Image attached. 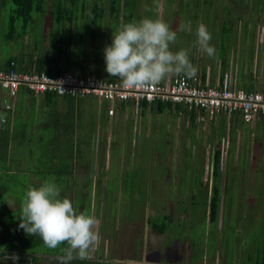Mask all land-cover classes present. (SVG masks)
Instances as JSON below:
<instances>
[{
  "label": "rangeland",
  "instance_id": "obj_1",
  "mask_svg": "<svg viewBox=\"0 0 264 264\" xmlns=\"http://www.w3.org/2000/svg\"><path fill=\"white\" fill-rule=\"evenodd\" d=\"M119 2V17L123 16L125 3L128 9L133 5L134 14H139L140 18H146L143 14L148 11L150 15L147 18L161 16L177 33V51L186 47L198 51L193 46L196 39L189 42L186 31L180 30L182 25L195 27L197 22L204 24L211 33V44L217 48L219 57L224 55L223 51L227 53V46L234 43V56H229L245 68H251L256 56L261 54L263 73L262 78L257 79V88H264L263 42V49L259 48V38L264 39V0H160L159 13L154 11L155 0ZM12 8L10 1L0 4L2 58L14 54L34 59L42 54V50L52 56L50 33L59 29L61 24L66 27L69 14L75 18L76 26L82 21L81 27L86 24L88 27L85 28L89 29L92 10H101V18H113L109 0H42L40 10L31 11L30 20L23 28L22 19L10 22ZM58 8H63L66 13L62 23H58L55 17ZM94 17L99 18V15ZM73 28L72 31L75 30ZM85 28L82 27L83 30ZM12 32L14 34L10 37ZM69 39L71 48L77 50L80 45L74 43V38ZM62 49L67 52L66 48ZM200 55L196 58L199 63H204L207 57L203 53ZM213 64L215 66V59ZM232 76L237 78L236 73ZM241 88L247 89L246 86ZM7 102L3 94L0 113ZM79 103L78 109L74 103L67 106L69 113H78L80 125H86L84 120L88 118L87 127H90L87 130L90 137L83 145L80 142L76 149L78 158L85 160L80 177L73 173L69 177L66 173H57L63 162H53L54 166L40 163L39 149L45 134L39 125L38 129L34 126L30 116L24 114L22 118H27V121L22 120L10 128L13 144L6 147L7 161L0 159V264H13L11 259L6 260V256L13 254L19 258L16 264H61L60 257L64 255L66 245H61L54 253L45 252L49 249L44 247L40 237L30 236L19 228L24 192L29 187L41 186L45 180H53L61 188V198L70 199L78 213L94 215L98 219L96 231L99 242L90 251L88 259L93 264H187L191 255L190 243L186 242L199 240V232L207 235L202 236L204 254L194 255L196 264H259L264 245L263 121L227 119L220 115L210 119L201 114V121L194 123L190 120L191 114H187L185 118L189 119L181 125L179 122L181 119L184 122V117H177L174 109L171 115V110L166 108L151 121L154 138H147L144 133L141 137L137 125L122 121L120 127L123 126V134L129 140L125 139L124 146H117L119 142L115 139L106 145L100 135L101 126L95 120L98 117L101 124L106 125L104 114L109 103L98 99H84ZM22 105L19 98L18 107ZM34 106L32 102L30 111ZM37 106L45 113L57 108L56 104L44 102ZM64 107V103L59 105V109ZM75 118L73 115V120ZM120 127L118 132H122ZM2 128L0 137L3 136ZM24 140L26 142L22 146L33 147L39 153L37 159L35 156L32 160L23 158L26 154L20 143ZM59 149H56L58 157L69 158ZM216 151H219L218 160ZM107 155L110 156L109 161L105 159ZM119 155L123 159L121 173L116 170ZM23 166L29 168L25 170ZM102 166L106 170L99 172ZM216 168L219 170L217 174L214 172ZM150 180L153 183H148ZM73 182L78 184L75 190ZM213 187L217 190V215L211 221ZM161 221L168 222L164 233H158L149 226L151 222ZM194 223L203 226L197 225L196 228ZM199 250L196 248V253ZM189 262L194 264L191 260ZM70 264L74 263L71 261Z\"/></svg>",
  "mask_w": 264,
  "mask_h": 264
},
{
  "label": "crops",
  "instance_id": "obj_2",
  "mask_svg": "<svg viewBox=\"0 0 264 264\" xmlns=\"http://www.w3.org/2000/svg\"><path fill=\"white\" fill-rule=\"evenodd\" d=\"M131 3H134V2H131ZM125 4L126 5H123V11L121 10L123 12L122 13L123 16H121V17L118 16V13L120 11L118 9L117 13L113 14V18L112 17L101 18L102 13L98 14L99 18L96 17V19H94L95 17L94 18L92 17V20H90V18H89V20H90L89 25L91 26L90 29L85 28V27H88V25L84 24V26H82V27H84L85 29L83 30L81 27L82 21L79 24H77V26H76L75 18L71 23H68V21H67L66 27H65V25L62 24L65 27V29L67 28L66 30H68V28L71 27V28H69L72 32V34L70 35V38L72 40L74 38V40H73L74 43L77 42L80 46L77 47V50L72 49L71 48L72 42L69 41L70 40L69 39L67 42L65 41L63 43V47H65L66 44L69 45V47L66 48L67 54L69 57H66V56L61 57L60 55H59V57H55V55L58 54V52L55 51V55H54V52L52 50H51L52 56L48 55V51L43 53L44 50H42L43 56L45 57V59L47 58L46 59L47 61L51 60V62H53V63H55V60H58L59 65L61 64V66H62L61 72L67 71V72H71V73L85 74V73H89V72L93 71L97 75H99L103 78L116 79L114 77H110L109 74L105 71L106 63L104 60V49L106 46L111 45L112 34L120 25L132 22L134 20L139 21L140 19H142V18H140L139 14H134L133 7H132L133 5H131L129 7L130 9L128 10L127 9V3H125ZM131 7H132V9H131ZM118 8H119V6H118ZM126 10H127V15L129 17H126ZM143 15H146L148 17L150 15V11L144 12ZM155 17L161 18V16H159V15H157ZM155 17L152 16V19H155ZM196 25L198 26L197 22L195 23V27H193L190 24L191 32L185 33L188 36L187 40L189 42L191 40L196 39V35L194 33L196 31V28H197ZM73 26H74V28H73ZM72 28L75 30L72 31ZM60 29H61V27H60ZM193 33H194V36L192 37ZM212 39H213V37H212ZM262 42L264 44V39H262V37H260L259 38V43H260L259 48H262ZM170 49L173 52L177 51L175 44L170 45ZM183 49L189 50L190 60L197 67V69H198L197 74H199L201 76L203 81H209V83H215L217 81V79L224 72H227L231 75L232 80L235 82V84L238 88L246 86L247 89H245V90L264 89V88H260V87L257 88L258 87L257 86V79L259 77H261L262 73H263L262 66L260 65V63L262 62L261 54L256 56V60L253 62L254 64L251 68H249L248 66H247V68H245L244 65H242L240 62H237L235 58L232 59L230 57L234 54V51H233L234 50V43H231L229 46H227V53L225 51H223L224 55L221 57L218 56L217 50L215 52V57L209 58V57L205 56L207 58H206V61L204 63L198 62V58H196V57H197V55H199L201 57V55L193 47L192 48L186 47ZM258 50H260V49H258ZM42 54H40V55H42ZM15 56H17V55H15ZM19 57H22V56H19ZM23 57L26 60L30 59L26 55H23ZM214 59L216 62L215 66L213 64ZM2 60H4V59L0 56V61H2ZM47 61L45 62V66H47V64H48ZM43 70H46V69H43ZM57 70H58L57 68H55L54 66H51V69L48 72H55L56 73ZM232 73H234V74L236 73V75H237L236 79L232 76ZM173 76L174 75L169 76V77H173ZM241 89H243V88H241ZM20 94L17 96L16 100L13 102V105H14L13 106L14 109H12L13 112H11L10 110H5L4 108H3V110L1 109V113L5 114L7 117V122L3 124L2 129L4 130L5 125H6L9 132L3 135L5 137L4 139L0 140V142L7 141L8 143H0V144H3L4 146L6 145V147H9L11 144H13V142H12L13 141V134H11L10 128L13 124H20L21 122H23L25 120L27 121V118H24V120L22 118V116L24 114H26L33 119L32 123L34 124L35 127L38 125L40 126V128H41V126L45 127V129L42 130L45 134V140L41 144L42 150L44 149V153L42 154V159H43L42 161H50L51 163L63 162L62 168L60 170L63 169L64 172L68 174V177L70 176V174L72 175V173H73V175L78 174V177H80L79 174H80V171H82L81 168H83V170L85 168V164H84L85 160H84V158H78L76 149L78 147H80V145H79L80 142L83 145V142L90 137L91 133H89L87 131V130H89L90 127L89 128L87 127L88 126V124H87L88 118L87 119L85 118L86 120H84V123H86V125H83V126L80 125L78 123L79 122L78 113H75V112L69 113L67 104L74 103L77 106L75 109H78V107L80 105L79 101L81 102L86 98L70 99V98L65 97V96H58V95H54V94L35 95V94L29 93V92H22ZM19 98H21L23 101V105L21 108L18 107ZM92 100H94V99H92ZM32 102L35 104V106L33 107L32 111H30V105ZM40 102L48 103L50 105L56 104L57 108L56 109L51 108L47 111L49 113H45L42 111L41 107L39 109L37 106ZM61 103H64L65 107L62 109H59V105ZM15 107H17V109ZM109 107H111L110 104H109V106L106 105V110H105V114H104V117L106 120V125H102L100 122L101 119H99L98 117L95 121H98L99 126H101L99 129H100V135H101V137H103V143L105 142L106 145H108L110 143V141H113L115 139L116 141L118 140V142H119V144L117 146H119V145L124 146L125 145V142H124L125 139L129 140L128 136H125L123 134V131H124L123 126L120 127V124H122V121H124V122H126L132 126H135V127L137 125V128H138L137 131L140 133L141 137H142V133H144L145 137L154 138L152 135L153 125H152L151 121H152V119L155 120L157 115L162 114L163 113L162 111L164 109H166V107L163 109H159L156 104H154V105L142 104V106L138 109L139 111L137 110L138 112H136L133 105H131L129 103H121L119 105L113 106L114 113H113V115L110 116L107 114V109ZM168 109H169V111L171 110V112H169V113L172 115L174 108L170 107V108H167V110ZM86 114H87V112H86ZM73 115L76 117L74 120H73ZM165 116H166V118H168V116L166 114H165ZM199 116H201V114L198 115V114L194 113L193 120L191 118H190V120L193 121L194 123L201 121L199 119ZM177 117H180V118L184 117V122H182V119L180 120L181 122H179L181 125H183V123H185L187 121V119H189L187 117L185 118V116H180V115H178ZM119 127L122 128V132H118L117 129H119ZM112 130L114 132H111ZM132 132H134V129L132 130ZM9 142H12V143H9ZM131 142H133V140H131ZM22 144L23 143H20V145H22ZM58 147H60V149L63 152H65L67 155H69V158H61L62 156L58 157L56 155ZM9 154H10V150H8V156H9ZM6 156L3 158V161H7ZM109 157L110 156L107 155V157H105V159L107 161H109ZM116 162H117L116 170L118 171V173L123 172L122 156L119 155ZM102 164H103V160H102V162L100 161L99 165L101 166ZM52 166H54V165H52ZM74 169L77 170L76 173H75ZM104 170H106V168L103 169V166H102L99 169V172L104 171ZM51 173H53V172H51ZM57 173H60V172H57ZM150 173H151V171H150ZM152 174H154V173H152ZM151 182H152L151 180L148 181V183H151ZM75 187L77 188L78 184H76V182H73L72 188H74V190H75ZM70 188H71V185H70ZM214 189H216V187H213V191H214ZM144 201L145 200H142V202H144ZM140 202H141V200H140ZM210 206H211V200H210ZM216 215H217V213H216ZM216 215H215V218H216ZM165 219H168V217L165 216ZM210 220L212 221L211 218H210ZM196 226L202 227L203 225L201 224V226H199V224L194 223L193 227H196ZM165 231H166V229L164 230V232ZM199 233L201 234L200 235L201 237L199 240H193L191 242H186L187 244L190 243L189 248H188L190 250V255H191L189 258V261L191 260L192 262H193L195 254H199L200 256H202L205 252L202 249L201 245L203 244V241H204V238H202V236L207 235V233H205V232H199ZM196 248L200 249L199 253H196ZM185 249H187V247ZM202 250H203V252H202ZM263 252H264V245H263V251L260 253V258L262 256ZM189 261L187 262V264H192ZM193 263L196 264L195 262H193Z\"/></svg>",
  "mask_w": 264,
  "mask_h": 264
},
{
  "label": "clouds",
  "instance_id": "obj_3",
  "mask_svg": "<svg viewBox=\"0 0 264 264\" xmlns=\"http://www.w3.org/2000/svg\"><path fill=\"white\" fill-rule=\"evenodd\" d=\"M160 8V0H155L154 11L159 13ZM180 30L191 32V26L182 25ZM195 35L193 46L198 52L214 57L216 49L207 27L198 24ZM176 41V31L160 18L146 17L122 24L113 32L111 45L104 49L105 71L120 82V87L129 90L151 88L172 75L195 78L198 69L190 60L189 50L170 49ZM6 122V115L0 113V123ZM20 208L19 228L26 234L40 237L50 250L66 245L61 264L90 258V251L99 242V221L94 215L78 213L70 199L61 198V188L53 180L29 187ZM7 259L16 264L19 258L13 254Z\"/></svg>",
  "mask_w": 264,
  "mask_h": 264
},
{
  "label": "built area",
  "instance_id": "obj_4",
  "mask_svg": "<svg viewBox=\"0 0 264 264\" xmlns=\"http://www.w3.org/2000/svg\"><path fill=\"white\" fill-rule=\"evenodd\" d=\"M22 91L35 95L54 94L70 99H98L111 105L107 109L110 116L114 113L113 106L121 103L133 105L136 112L142 104L169 103L180 116L193 112L210 119L220 115L227 119L264 121V89L238 88L227 72L215 83L203 81L199 74L195 78L174 75L151 88L129 90L120 87L117 79H106L93 71L82 74L22 70L11 60L0 67V97L4 94L14 99ZM3 108L13 109L9 101ZM3 124L0 123V127Z\"/></svg>",
  "mask_w": 264,
  "mask_h": 264
},
{
  "label": "trees",
  "instance_id": "obj_5",
  "mask_svg": "<svg viewBox=\"0 0 264 264\" xmlns=\"http://www.w3.org/2000/svg\"><path fill=\"white\" fill-rule=\"evenodd\" d=\"M6 1H10L13 4V8L11 9L12 14L10 16V18H11L10 22L13 23L16 19H22L23 20V25H22L23 28L24 27L26 28V25L28 24V22L30 20L29 15H30L31 11L40 10V5L42 3V0H0V4L4 5L6 3ZM119 3H120L119 0H109V10H110L111 14H116L117 13ZM101 13H102L101 10H99V11H97L96 9L92 10V17L94 18V15L101 14ZM65 16H66V13H65L64 9L63 8H58L57 15L55 16L57 21H58V23H62L63 18ZM126 17H129L127 15V10H126ZM73 20H74V17H73L72 14L67 15L68 23H71ZM60 27H61V29H60ZM11 28H14V27L11 26ZM69 28H68V30H66L67 28L65 29V27L61 24V25H59V29H56V30L52 31L50 33V36H49V46H50L51 50L53 52L57 51L60 55L64 54V56H66V57H69V56H68L67 52L63 51L62 48H68L69 47L68 44H66V46L63 47V43L65 41L67 42L69 40V38H70V35H71ZM13 34L14 33L12 32V34H10L9 36L12 37ZM69 41H71V40H69ZM3 59L4 60L0 61V63L2 62L0 64V67L7 65L11 60H14L20 66V68L22 70L29 69V70L41 71L43 69H46V71L48 72V71H50L51 66H54L55 68L58 69L56 71L57 73H61V71H62V69H61L62 66H61V64L59 65L58 60H55V63H53V62H51V60L47 61L46 60L47 58L45 59V57L43 55L42 56L39 55L38 57H36L34 59L30 58L29 60H26V59H24L23 56L22 57H17V56H15L13 54V55H10V56L5 57V58L3 57ZM45 60L48 62L47 66H45V62H46ZM22 92H24V91H22ZM22 92H20V93H22ZM6 98L12 104V107H13L14 106L13 102L16 100L17 97L14 98V99H11V98H8V97H6ZM157 107L159 109H163L165 107L166 108H170L172 106L169 103H159L157 105ZM10 111H12V110H10ZM193 116H194V113L192 112L191 113L192 119H193ZM36 127H37V129L39 128L38 126H36ZM41 129H45V127L41 126ZM8 132H9V130H8L7 126L5 125V128H4L3 132L1 131V133H2V135H4V134H6ZM4 138H5L4 136H1L0 140L4 139ZM22 139H26V138H24V136H22ZM31 139H33V138H31ZM25 142H26L25 140L22 141V143H25ZM0 147H1L0 159L3 160V158L6 156V152H7L6 151V145L4 146L3 144H0ZM20 147H22V149H24V153L26 154V156H23V158L25 160H32L34 158V156H35L34 159H37L38 155L40 153V156H41V160H40L41 162L39 161L40 163L44 162L42 164L43 165L46 164V166L47 165H49V166L54 165V163H51L50 161H42L43 160L42 159V154L44 152V149L42 150V148H40L39 149V153H36L35 149L33 147H31V146H29V147L26 146L24 148L21 145ZM32 153H34V154H32ZM215 156H216V160H218L217 158L219 156V151H216ZM34 163H37V162H34ZM40 163H38V165H40ZM28 168L29 167H27V166H23V169H25V170L28 169ZM214 172H215V174L218 173L217 168L215 169ZM63 173H65L64 170L63 169L60 170L59 174H63ZM215 191H217V190L214 189V195L212 196L211 206H210V218L212 220L215 219V215L217 213V196L215 195ZM149 226L153 230H155L156 232L163 233L164 230L167 229L168 223L165 224V222H163V221L158 222V223L151 222L149 224ZM45 252L54 253L56 251L49 249V250H47ZM259 262H260L259 264H263V262H264V252L262 253L261 260ZM72 263H74V264H93V261L88 260V259L87 260L73 259Z\"/></svg>",
  "mask_w": 264,
  "mask_h": 264
},
{
  "label": "bare ground",
  "instance_id": "obj_6",
  "mask_svg": "<svg viewBox=\"0 0 264 264\" xmlns=\"http://www.w3.org/2000/svg\"><path fill=\"white\" fill-rule=\"evenodd\" d=\"M231 121V120H230Z\"/></svg>",
  "mask_w": 264,
  "mask_h": 264
},
{
  "label": "flooded vegetation",
  "instance_id": "obj_7",
  "mask_svg": "<svg viewBox=\"0 0 264 264\" xmlns=\"http://www.w3.org/2000/svg\"><path fill=\"white\" fill-rule=\"evenodd\" d=\"M261 260V259H260Z\"/></svg>",
  "mask_w": 264,
  "mask_h": 264
}]
</instances>
